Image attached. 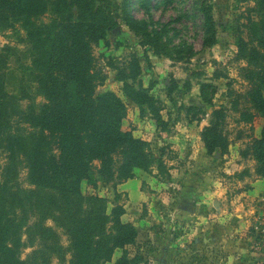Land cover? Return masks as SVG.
<instances>
[{"label": "trees", "instance_id": "16d2710c", "mask_svg": "<svg viewBox=\"0 0 264 264\" xmlns=\"http://www.w3.org/2000/svg\"><path fill=\"white\" fill-rule=\"evenodd\" d=\"M237 1L253 2L256 20L248 17V38L236 39V59L246 64L241 77L247 88L232 94V108L238 115L236 123L252 128L258 117L264 118V0ZM154 2L122 0L117 13L97 0H0V32L19 26L26 46L23 52L13 47L0 52V152L6 160L0 175V264H53L55 260L108 264L117 252L121 256L115 264L139 263L129 251L137 243L138 232L123 221L119 194L109 211L110 201L97 194L85 195L82 184L87 181L96 189L99 179L116 189L133 180L136 171L149 173L158 163L148 142L124 130L128 113L122 99L113 92L98 94L107 76L94 56V48L106 41L121 20L157 56L169 57L163 43L167 27L151 30L135 15L134 6L149 15ZM201 12L204 45L210 47L217 41L211 7L204 5ZM10 59L22 65L23 74L35 85V96L25 89L8 92ZM141 73L136 62L121 77L124 92L163 125L158 101L149 90L135 86ZM206 87H202V98L211 104ZM35 97L43 102L37 103ZM22 100L28 101L25 107ZM226 119L223 109L214 110L210 125L203 129L208 155L228 152ZM241 156L253 160L254 174L264 179V130L251 139ZM20 165L27 171L31 189L18 181ZM245 176H251L249 170L236 177L243 180ZM32 217L36 221L30 224ZM50 220L67 237V246L46 225ZM27 247L35 249L23 260L22 250Z\"/></svg>", "mask_w": 264, "mask_h": 264}, {"label": "rangeland", "instance_id": "374dc122", "mask_svg": "<svg viewBox=\"0 0 264 264\" xmlns=\"http://www.w3.org/2000/svg\"><path fill=\"white\" fill-rule=\"evenodd\" d=\"M97 1H102L104 7L110 4L114 12L120 13L117 7L122 0ZM204 5L211 7L217 33L216 44L210 47L204 45L201 12ZM253 7V2L237 0H155L149 15L139 11L138 6H134V11L138 20L147 22L151 30L167 27L168 35L163 43L171 53L169 57L157 56L121 20L106 41L94 48L97 65L107 76L98 94L113 92L122 99L128 113L124 130L148 142L158 160L149 173L136 171L133 182L125 187L128 192L121 187L126 182L115 189L96 176V189L87 181L82 184L85 195L107 198L109 211L119 194V204L125 209L122 219L133 224L138 232L136 245L129 249L131 257L139 259L138 264H264V190L261 196L250 192L251 185L262 178L254 174L255 162L241 156L251 139L261 136L264 118L258 117L252 128L238 124V115L232 108V94L243 93L247 88L241 77L246 64L236 59V39L248 38V17L256 20ZM24 38L19 26L13 31L0 32V52L5 47L23 52ZM136 62L142 73L135 86L149 90L158 101L163 125L156 123L146 107L133 103L124 92L120 79L131 72ZM23 70L20 63L10 59L7 90L11 94L31 90L35 96V85ZM203 86H207L205 92L211 104L202 98ZM35 99L37 103L43 102L41 97ZM20 103L25 107L28 101ZM219 109L227 113L225 130L231 145L225 155L220 151L208 155L201 134L210 125L214 110ZM5 162L0 152V175ZM244 170H249L251 176L238 179L236 176ZM18 181L23 188L31 189L23 165L19 166ZM200 181L206 191L199 196L206 203L211 188H223L228 192L225 204L229 200L235 205L242 203L250 212H227L219 216L208 205L209 211L191 212L186 224L181 225L182 219L173 213L181 210L184 202L193 207L198 199L193 196L200 192V189L195 192V188ZM203 200H199L201 204L205 203ZM35 221L32 217L30 224ZM46 225L60 234L63 245H68L67 237L53 221ZM23 241L27 242L26 236ZM34 249L24 248L22 259H27ZM117 253L121 256V252ZM53 264L59 263L55 260Z\"/></svg>", "mask_w": 264, "mask_h": 264}, {"label": "crops", "instance_id": "0c3cea01", "mask_svg": "<svg viewBox=\"0 0 264 264\" xmlns=\"http://www.w3.org/2000/svg\"><path fill=\"white\" fill-rule=\"evenodd\" d=\"M134 180V179H133ZM133 182L132 180H129L128 182H126L125 184H123L121 187L122 189L125 191V187H127V185L129 183ZM208 182V181H207ZM198 189H200L199 191H197ZM251 189L253 193L258 192V194H260V196L263 193L264 190V179L262 180H257L256 183L251 185ZM227 189H223V188H211V190L208 192V195L206 196L208 198V203H206L202 197V195H204L205 193V188L204 186H202V181L197 182L196 188H195V192H199L196 196L193 197H197L198 199L196 201L193 202V207H191V204H186L185 202L183 203V207L181 210H178L176 212H174L173 214H175V216L177 218L182 219L183 224H186L185 219L187 218V215L190 214L191 212H207L209 211V206L212 205L213 208H215L212 212H219V216H222L223 214L225 215L227 212H250L247 211L245 209V206L241 203L239 205H235V203H233L232 200H229L227 203H229L228 205L224 203V199L226 200V194L228 192H225ZM126 192H128V190H126ZM194 192V193H195ZM202 194L199 196V194ZM252 193V195H254ZM203 200L205 203L201 204L199 200ZM227 201V200H226ZM209 205V206H208ZM196 210V211H195ZM235 215V214H233ZM171 253V252H170ZM116 253L113 261L111 263L108 264H115V261L120 257H117ZM231 259V257H229V260Z\"/></svg>", "mask_w": 264, "mask_h": 264}]
</instances>
